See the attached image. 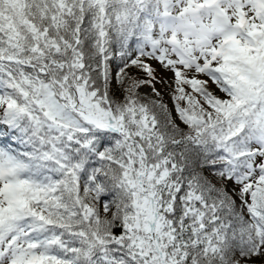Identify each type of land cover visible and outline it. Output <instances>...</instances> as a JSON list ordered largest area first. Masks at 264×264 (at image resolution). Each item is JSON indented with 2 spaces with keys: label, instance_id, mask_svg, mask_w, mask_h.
<instances>
[{
  "label": "snow or ice",
  "instance_id": "1",
  "mask_svg": "<svg viewBox=\"0 0 264 264\" xmlns=\"http://www.w3.org/2000/svg\"><path fill=\"white\" fill-rule=\"evenodd\" d=\"M0 264H264V0H0Z\"/></svg>",
  "mask_w": 264,
  "mask_h": 264
},
{
  "label": "rangeland",
  "instance_id": "2",
  "mask_svg": "<svg viewBox=\"0 0 264 264\" xmlns=\"http://www.w3.org/2000/svg\"><path fill=\"white\" fill-rule=\"evenodd\" d=\"M167 99V97H165Z\"/></svg>",
  "mask_w": 264,
  "mask_h": 264
}]
</instances>
